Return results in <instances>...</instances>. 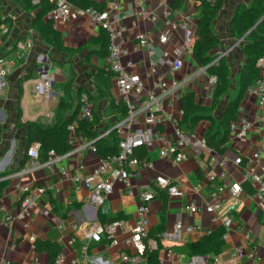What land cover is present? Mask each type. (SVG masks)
Listing matches in <instances>:
<instances>
[{"label":"crops","instance_id":"obj_1","mask_svg":"<svg viewBox=\"0 0 264 264\" xmlns=\"http://www.w3.org/2000/svg\"><path fill=\"white\" fill-rule=\"evenodd\" d=\"M96 1L107 4L109 0ZM119 2L128 15L125 20L128 27L126 47L136 65L135 70L143 72L155 67L159 75L165 76L160 53L163 50L172 53L175 48H182L187 38L197 35L199 2L177 1L166 6L171 9L175 20H181L184 14L191 15L193 19L186 30L176 31H170L167 27L164 15L166 7L159 6L157 2ZM250 3L251 0H224L212 22V30L219 39V44L211 55L226 58L230 81L229 90L216 103V85L209 84V72L201 71L202 67L194 60L192 52L183 51L180 58L184 66L174 77L183 82V94L194 92L198 104L214 106L211 114L216 121L237 94L239 73L245 61V43L234 38L231 18L241 5ZM144 10H155L157 20L150 22L138 17V13ZM34 17L35 12L26 11L19 0H0V57L6 59L9 68L7 85L0 93V181L9 180L0 195V264H48L49 256L36 249V240H50L61 246L54 264H57L60 254L63 256L60 264H73V261H76L75 264H128L120 259V253L126 251L132 254L133 249L123 248L122 242L130 235L137 217L140 194L145 191L155 194L148 215L152 248L147 250L138 264H148L147 254L150 252H154L157 264H189V259L196 255L207 261L211 260L208 262L216 261L221 264H264V214L253 193L249 194L244 189L243 184L248 181L243 179L241 167L234 163L238 156L246 158L258 149H262L264 156V130L261 124L263 112L253 96L244 95L238 109L239 117L249 119L252 127L243 139L230 135L225 152L216 154L218 161L226 159L223 166L212 165L207 157L195 154L190 148L184 149L187 159L174 164L159 156L158 149L162 144L156 142L154 148H146L147 155L142 159L150 161L152 167L140 168L129 188L119 180L117 172L106 176L112 183L113 191L99 207L87 204L85 200L88 190L82 185H75L61 173L62 168L74 173L81 166V173L87 175L98 165L101 157L89 148H78L79 142H75L70 148V154L61 155L53 168L45 165L27 168L28 157L25 160V153L28 123L52 125L59 117L68 119L78 113L82 92H88L94 103V130L97 136L105 133L108 143L112 142L110 132L126 115V107L118 97L114 77L104 84L105 79L100 76V72L110 70L106 61L108 51L102 49L101 42L97 41L101 33L100 26L89 16L75 13L66 20L55 24L53 22L54 27L61 32L67 48L66 51H59L33 28ZM141 31L149 34L156 50L154 56H149L144 50H135V36ZM164 32L171 33V40L166 45L159 42V36ZM23 51L25 54L20 57ZM43 68L48 69V74L53 79L54 93L49 99L36 93L35 80ZM153 82L147 80L145 91L134 93L133 99L139 100L147 91L153 90ZM62 100L69 103V108L60 107ZM169 110L174 116H180L182 102L175 103ZM210 125L209 120H202L195 125L193 132L205 136ZM158 129L170 139L173 137L171 123L165 122ZM256 171L261 173L259 168ZM5 172L10 174L1 176ZM159 175L179 182L184 189V196L174 198L158 189L154 181ZM211 175L213 180L209 179ZM234 183L243 187L244 194L239 198L230 192ZM20 184L42 187L45 192L34 201L29 216L8 228L4 225L6 216H16L22 212L17 188ZM216 192L218 194L214 196ZM235 201L240 202V207L230 211V206ZM191 204L203 210L192 213L188 208ZM213 205H219L215 213L218 216L216 221H213L214 215L205 210ZM121 217L126 220V224L117 232L119 246H109L106 240L95 242L88 239V233L93 227L98 224L107 225ZM227 220L231 227L226 238H223L218 253L193 255L191 247L186 249L220 227L225 229L224 222ZM177 223H181L183 229L175 235L174 226ZM187 225L199 227V232L185 231L184 227ZM237 248L243 250V257H232Z\"/></svg>","mask_w":264,"mask_h":264},{"label":"built area","instance_id":"obj_2","mask_svg":"<svg viewBox=\"0 0 264 264\" xmlns=\"http://www.w3.org/2000/svg\"><path fill=\"white\" fill-rule=\"evenodd\" d=\"M55 4V8L47 15L52 19L54 24L68 19L72 13L76 15L89 16L93 22L104 29L108 35V54L106 57L109 69L114 74L115 86L117 89L120 101L125 104L126 115L115 126L116 135L119 140V150L117 153L102 157L95 167L93 172L84 175L81 173V166L71 173L69 169L62 168L61 173L65 177H69L75 185H82L85 187L89 194L85 200L87 204L99 207L103 205L109 194L113 191L112 183H110L106 176L111 172H117L118 178L122 181L127 188L131 185V180L137 175L140 168H151L150 161L139 160L133 157V151L144 146L148 149L154 148L155 143L159 142L162 146L158 149V154L161 158L178 164L187 159L184 152L185 148H190L197 155H204L208 158L212 165L223 166L226 159L219 160L216 158L217 152L208 145L205 136L196 132L184 131L180 126V121L184 115L183 109L180 110V116H174L170 112V108L174 107L175 103L180 102L182 99V86L183 82L175 80V75L184 66L181 57L183 51L192 52L194 43L197 39L196 36L187 38L182 48H175L172 53L163 50L160 53V58L163 66L165 67V76L158 74L155 67H150L148 70L140 72L135 70V63L131 59V53L126 47V32L128 30L125 20L128 15L123 11L119 0H109L106 8L103 11L95 9H79L72 6L67 0H50ZM147 1L157 2L159 6L166 7L171 2L187 1V0H139L140 3ZM38 3L39 0H33ZM166 18V25L170 31L186 30L193 19L191 15L184 14L181 20L172 18V11L166 7L164 11ZM138 17L143 20L155 22L158 15L155 10H144L138 13ZM136 44L135 50H144L149 56L156 54L155 47L151 43L150 36L147 32H138L135 36ZM171 40V33L164 32L159 36V42L166 45ZM25 54L23 51L20 54L22 57ZM8 62L5 58L0 57V93L7 85V77L9 74ZM257 67L260 72L258 80L253 86L249 87L245 95L253 96L256 98L259 108L263 112L261 116L262 129L264 130V55L258 60ZM201 71H207L206 67H202ZM208 72V71H207ZM170 78V79H169ZM209 84L215 86L217 84V77L209 73ZM170 81H169V80ZM147 80H153L154 89L147 91L139 100L133 99L134 93H142L145 91V84ZM37 95L49 99L54 93L53 79L48 73L41 71L38 78L35 80ZM95 117L94 103L88 92H82L79 97L77 118L79 120L92 121ZM165 122L171 123L173 127V137L170 139L166 133L159 130L158 127ZM76 124L73 123L69 126L70 138L69 144L74 146L75 142H79L78 148L86 147L95 152L93 142L85 136H77L74 133ZM252 127L249 119L241 116L230 125V135L243 139ZM105 137V133L100 134L96 139ZM262 145L264 147V132L262 135ZM41 144L39 142L33 143L27 149L28 163L27 168L33 169L45 165L47 168H53L56 160L60 159L61 155L56 154L53 150L49 152V158L45 162L39 159V149ZM72 149L66 153L70 154ZM234 163L241 167L242 176L245 181L251 183L254 192L253 196L259 203V206L264 214V156L262 149L254 150L248 157L238 156ZM257 168L261 173H257ZM210 180L214 177L211 175ZM155 186L161 191H165L169 196L174 198H182L184 196V189L182 185L174 179L157 176L154 181ZM18 194L22 206V212L16 216L8 215L5 218L4 225L11 228L16 221L29 216L30 208L34 201L41 196L45 189L42 187H31L28 184L17 185ZM220 191V190H219ZM231 194L239 198L244 194L243 187L234 183L230 187ZM218 193H214L216 196ZM155 198L152 191H145L140 194V202L137 209V217L134 225L130 229V235L126 237L122 244L123 248H132L133 253L130 254L126 251L120 253V259L128 264H138L145 256L147 250L152 248V242L149 240V211L150 204ZM219 205L206 207L208 213L213 214V221L218 220L216 210ZM240 202L235 201L230 206V211L238 210ZM190 212L195 213L202 211L200 207L191 204L189 207ZM126 220L118 218L113 220L107 225L98 224L91 229L88 233V239L101 242L107 241L109 246H119L120 241L117 237V232L125 227ZM225 233L223 238H226L231 227L230 221L224 222ZM187 232H199V227L194 225H187L184 227ZM175 235L179 234L183 226L177 223L174 226ZM34 240V236L31 235ZM156 247V245H154ZM243 250L237 248L232 257H243ZM252 256V255H251ZM63 262V256L60 254L56 263ZM73 264L76 261L72 262ZM189 264H221L213 261L208 262L202 256H192ZM37 264V263H33Z\"/></svg>","mask_w":264,"mask_h":264},{"label":"trees","instance_id":"obj_3","mask_svg":"<svg viewBox=\"0 0 264 264\" xmlns=\"http://www.w3.org/2000/svg\"><path fill=\"white\" fill-rule=\"evenodd\" d=\"M24 9L28 12H35L32 26L39 34L54 48L59 51H66L62 34L54 27L53 20L45 18L54 8L55 4L50 0H19ZM72 6L79 9H95L103 11L106 8L105 2L96 0H67ZM199 2V14L197 18V39L192 49L194 60L201 67H206L207 71L217 77L215 103L219 97L230 88L229 66L225 57L212 56L211 52L218 46L219 39L212 30V22L222 8L224 0H197ZM231 30L235 39H243L245 46V61L241 68L238 78V91L234 99L230 100L219 119L216 121L211 112L214 106L206 107L196 102L194 92L188 91L182 95L183 118L180 126L184 131L193 132V128L202 120H209L211 125L205 134V138L210 147L217 153H224L230 141V125L235 122L239 115V103L245 95L247 89L254 85L260 76L257 67L258 60L264 55V0H251L249 5H241L231 18ZM101 42L102 49L108 51V35L101 28V33L97 41ZM104 77V84L110 81L114 74L109 70L100 72ZM101 81V80H99ZM69 86V84L67 85ZM66 104V105H65ZM121 103H119L120 105ZM69 103L62 100L60 107L69 108ZM66 107V108H65ZM126 113V111H125ZM75 123L74 133L77 136H85L92 140L95 153L102 157L117 153L119 150V140L115 129L110 132L109 137L112 142L108 143L107 138L96 139L97 133L94 130L95 117L92 121L79 120L77 112L68 119L59 117L52 125H44L38 122H29L27 130V143L25 160L27 159V149L32 143L39 142V159L45 162L49 158V152L53 150L58 155L66 154L71 145L69 144V126ZM147 155V149L140 146L133 151L132 156L142 160ZM24 160V161H25ZM10 172H5L1 176H7ZM9 180L0 181V195ZM244 189L252 194L254 192L250 183L244 182ZM225 229L220 227L217 231L202 237L198 242L190 244L192 253L203 254L207 252L218 253L222 246L223 234ZM35 247L38 251L46 252L49 256L48 264H54L55 257L61 251V246L53 241L36 240ZM175 248V247H174ZM175 249H178L176 247ZM148 264H157L154 252L147 254ZM211 261V260H208ZM16 264V263H13Z\"/></svg>","mask_w":264,"mask_h":264},{"label":"water","instance_id":"obj_4","mask_svg":"<svg viewBox=\"0 0 264 264\" xmlns=\"http://www.w3.org/2000/svg\"><path fill=\"white\" fill-rule=\"evenodd\" d=\"M241 40H243V39H240V40H238V41H241ZM41 71H43L44 73H48V69H46V68H43ZM40 71V72H41Z\"/></svg>","mask_w":264,"mask_h":264}]
</instances>
